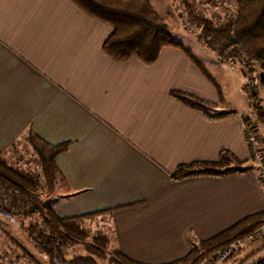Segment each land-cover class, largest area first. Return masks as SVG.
I'll return each instance as SVG.
<instances>
[{"label": "crops", "instance_id": "obj_1", "mask_svg": "<svg viewBox=\"0 0 264 264\" xmlns=\"http://www.w3.org/2000/svg\"><path fill=\"white\" fill-rule=\"evenodd\" d=\"M147 1L167 14L160 0ZM110 32L69 0H0V151L6 158L10 150L32 152L29 132L64 145L54 163L67 190L55 187L54 213L102 212L83 227L108 232L110 249L132 261L168 264L197 241L264 212V186L241 129L249 106L236 86L225 95L220 67L214 79L224 101L214 112L229 114L209 119L183 106L169 92L218 102L197 67L171 47L152 64L113 61L101 50ZM220 151L252 171L170 179L178 165L213 162Z\"/></svg>", "mask_w": 264, "mask_h": 264}, {"label": "trees", "instance_id": "obj_2", "mask_svg": "<svg viewBox=\"0 0 264 264\" xmlns=\"http://www.w3.org/2000/svg\"><path fill=\"white\" fill-rule=\"evenodd\" d=\"M69 1L87 16L111 28L110 34L101 44L102 52L111 60L124 61L136 58L144 64H152L157 60L162 48L177 49L211 83L218 95V102L209 104L178 91L169 92L170 97L209 119L229 114L214 112L224 101L219 85L188 48L180 41L171 38L163 17L147 0ZM172 1H176L181 8L180 15H183L200 32L198 40L202 45L210 48L215 43L217 47L210 49H214L218 56H222L228 49L230 50L225 53L226 57L242 55L244 65L248 66L247 72L252 73V68L249 66L254 65L257 68L259 87L264 90V0H236L233 16L222 24H214L200 15L195 8L196 0ZM238 71L242 74L241 67ZM246 79L244 89L246 98L251 102L249 107L254 119L264 126V108L261 106L254 80L250 77ZM25 141L38 162L41 181L29 171L8 165L5 153L0 151V190L7 194L8 198L7 201L0 200V220L17 221L31 249L42 254L47 264H98L99 260H105V264H140L114 248L108 249L109 242L104 234L97 233L91 238L90 243H86L89 235L83 227L84 219L102 212L60 218L54 213L51 204L42 206L38 203L36 191H41L45 199H48L57 186L67 190L54 163V157L65 147L50 145L32 132L26 135ZM245 163L246 160H239L228 151H220L213 162L178 165L170 179L181 181L191 177L223 178L252 171V168L244 166ZM257 181L262 184L258 177ZM263 224L264 212L247 216L215 236L197 241L184 257L168 264H202L210 254L241 240ZM0 235L26 259L28 264H39L28 250L26 251L1 228ZM261 241L260 245L264 246V241ZM77 244L82 246L84 254L65 260L64 252ZM260 261L264 263V258Z\"/></svg>", "mask_w": 264, "mask_h": 264}, {"label": "rangeland", "instance_id": "obj_3", "mask_svg": "<svg viewBox=\"0 0 264 264\" xmlns=\"http://www.w3.org/2000/svg\"><path fill=\"white\" fill-rule=\"evenodd\" d=\"M235 1L236 0H196L195 8L200 15L204 16L214 24H222L233 16ZM156 3H159L163 7V10L167 12V14L164 13L163 16L161 14L160 15L163 17L167 25L171 38L182 42L184 47L190 48V51H192L193 54H195V56L204 64L206 70L213 74V78H216L215 73L218 72L217 67H220V70L223 72V76L226 78L225 84L222 83V78H220L222 89L223 92H225V95L232 96L231 94L235 93L234 86H236L238 88L237 90L239 91L241 101L245 99V103L250 106L251 102L246 98V90L244 89L245 80L247 82L246 78L250 77L254 80L256 92L258 93V96H260L259 100L261 106L264 108V90L259 87L257 68L254 65H252V67L249 66L252 68V73L247 72L246 69L248 66L246 67L244 65V59L242 58V55L241 57H237V55L228 57L225 56V53H227V51L230 49L224 51L222 56H218L214 49H210L217 47V45L215 46V43L212 44L210 48L204 46L208 49L206 52L208 53L207 55H205L204 52H199L198 46L195 45V43L193 44V42L199 41L198 37L200 32L193 26L191 22L189 23L183 15H174L175 13L173 12H175V6L181 10L177 2L172 0H160ZM199 44L202 45L201 41H199ZM240 67L242 74H240V71H238ZM249 111H251V108L248 109L247 112ZM246 114H244L242 117H246ZM241 118L240 121L242 120ZM251 120L256 123V127L264 135V126L260 125V123L254 119V117ZM14 148L18 150L16 146ZM7 164L12 165L15 168L29 171L36 175L37 179L41 181L40 167L35 156H33V152H31L29 149L22 153H15L13 150H10V153L7 154ZM6 195L7 194L0 190V200L7 201L8 198ZM35 196L38 200V203L42 206L51 203L57 204L59 202V200L56 198V196L54 197V195L48 199H45L41 191H36ZM0 228L12 236L20 245H22V247L26 249V251L28 250V253H31L32 257H34V259H36L39 264H47L42 254L31 249V246L29 245L30 243L27 240L23 230L19 227L17 221L5 222L4 220H0ZM84 229L89 235L86 243H90L92 237H94L97 233H101L97 232V229L93 228L91 225L85 227ZM101 234H104L109 242L110 235L108 232H102ZM261 240L264 241V239ZM261 240H255L253 242L247 243L244 246L241 245V248L237 250L223 264H264L260 261L261 258H264V246L263 244L260 245ZM222 248L215 252H218ZM108 249H110V247H108ZM83 254L84 252L82 250V246L77 244L67 249L64 252V257L66 259H70L71 257L81 256ZM25 262H27L26 259L23 258V256H21L19 252L15 250L9 243H7L0 235V264H26ZM98 264H105V260H99Z\"/></svg>", "mask_w": 264, "mask_h": 264}, {"label": "built area", "instance_id": "obj_4", "mask_svg": "<svg viewBox=\"0 0 264 264\" xmlns=\"http://www.w3.org/2000/svg\"><path fill=\"white\" fill-rule=\"evenodd\" d=\"M253 112L249 111L246 117L241 120V129L247 148L248 158L254 164L257 177L264 186V135L256 127V123L251 119ZM264 238V224L248 233L241 240L231 243L229 246L222 248L208 256L202 264H223L227 261L241 245H246L255 240Z\"/></svg>", "mask_w": 264, "mask_h": 264}]
</instances>
